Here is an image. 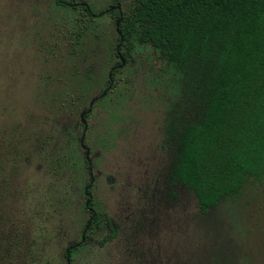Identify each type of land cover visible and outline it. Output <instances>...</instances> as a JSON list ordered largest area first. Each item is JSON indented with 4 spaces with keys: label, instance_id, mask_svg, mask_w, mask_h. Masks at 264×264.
<instances>
[{
    "label": "rangeland",
    "instance_id": "rangeland-1",
    "mask_svg": "<svg viewBox=\"0 0 264 264\" xmlns=\"http://www.w3.org/2000/svg\"><path fill=\"white\" fill-rule=\"evenodd\" d=\"M73 2L86 3L98 14L115 6V0ZM55 3L0 0V140L5 142L0 157L12 158L17 148L22 154L17 170L3 164L1 181L8 179L11 184L3 182L7 187L0 191L5 196L0 198V217L5 222L0 236L13 231L10 222L12 226L13 221L16 225L27 222L32 198L20 196L25 188L31 196H47L51 185L35 154L29 160L23 154L28 144L33 145L35 138L52 128L40 109L45 95L40 87L47 74L42 50L54 32L56 24L52 21L65 12ZM129 3L121 1L124 13ZM116 23L110 14L99 15L92 23L97 28V51L88 58L92 70H100L108 78L120 66L118 59L110 58L111 49L118 44ZM133 58L118 77L114 76L115 81L121 80L117 89L127 95L124 104H117L115 94L111 101L107 97L97 101L87 115L85 145L91 150L94 184L91 186L89 170L88 179L84 177L76 187L70 185L72 195L44 224L52 232L44 257L49 264H67L66 248L78 245L80 238L82 241L90 218L85 210V188L89 185V196L95 201L92 210L113 224L116 236L109 239L110 229L93 232L85 247L73 255L71 264H264V180L249 179L237 197L201 215L194 194L180 184H171L168 174L172 160L163 148L165 110L177 71L147 46L136 47ZM105 87L104 83L96 86L90 98L101 96L108 90ZM85 108V102L76 104L72 118L88 111L90 103ZM70 130L76 140L82 136L79 123ZM19 197L20 202H14Z\"/></svg>",
    "mask_w": 264,
    "mask_h": 264
},
{
    "label": "trees",
    "instance_id": "trees-1",
    "mask_svg": "<svg viewBox=\"0 0 264 264\" xmlns=\"http://www.w3.org/2000/svg\"><path fill=\"white\" fill-rule=\"evenodd\" d=\"M55 4L65 12L52 21L56 24L54 32L43 47L47 74L40 87L45 91L40 109L52 128L35 138L33 145L28 144L27 152L20 145L25 150L23 158L29 160L35 154L39 159L51 185L47 196H31L28 187L24 195L19 194L32 198L27 222L16 225L13 221V226L10 222L13 234L0 236V264L50 263L44 253L52 232L44 224L70 198V185L76 187L89 175L81 137L76 140L70 130L77 123L82 126L81 119L72 118L71 112L79 102L89 108L96 86L104 83L106 89L110 87L108 74L92 70L89 59L91 52L97 51V28L92 24L99 17L97 12L92 7L89 13L81 6ZM120 31L123 42L116 30L118 44L111 49L110 58L118 59L117 47L121 46L119 52L129 63L136 47L147 46L177 71L164 123L163 148L172 160L168 174L171 184L191 191L200 214L205 216L225 200L237 197L249 179L263 181L264 0H130ZM121 73L119 70L113 75ZM116 82L102 100L107 97L111 101L116 94L115 100L122 106L127 95L117 89L121 80ZM53 85L55 91L50 89ZM4 143L0 140V147ZM21 155L17 148L12 158L0 157L1 192L7 187L5 182L11 184L8 179L1 181L5 167L15 166L17 170ZM4 197L1 193L0 198ZM20 200L14 198V202ZM90 217L87 240L93 232L104 229H110L109 239L116 236L113 224L99 211ZM4 223L2 219L0 228ZM71 246L64 253L67 261L73 260L85 244L80 238L69 251Z\"/></svg>",
    "mask_w": 264,
    "mask_h": 264
},
{
    "label": "water",
    "instance_id": "water-1",
    "mask_svg": "<svg viewBox=\"0 0 264 264\" xmlns=\"http://www.w3.org/2000/svg\"><path fill=\"white\" fill-rule=\"evenodd\" d=\"M83 6L86 7V8H88L87 4H83ZM110 10H118V11H121V8H120V6H117V7H112ZM120 23H121V21L119 20L118 23H117V26H116V30H117L118 35L121 37V42H123V34H122V32L120 31ZM120 47H121V46H118V47H117V51H118V56H119V59H120L121 65H120L119 67L114 68L113 71L117 70L118 68H123V67L125 66V64H126L125 58H124L123 55L119 52ZM109 79H110V81H111V86H110V88H109V90H110L111 87H112L113 84H114V81H113V79H112V74L109 75ZM109 90H108V91H109ZM106 95H107V91H105V92L102 94V96H100V97L95 98L94 100H92V101L90 102V108H89V110L86 111V112L81 113V115H80L81 122H82V124L85 126L84 134H83V136L81 137V146H82L83 150L85 151V156H86V159H87V162H88V165H89V170H90L91 179H92L91 186H93V184H94V178H93V164H92V159H91V150L85 145V134H86V131H87V129H88V124H87V122H86V116L92 112V109H93L95 103H96L98 100L104 98ZM88 190H89V189H87L86 192H88ZM91 202H92V196H89V201H87V203H86V207H87V208L90 207ZM90 212L94 214V211L92 210V208L90 209ZM87 229H88V228H87ZM84 242H85V236H83V238H82V243H84ZM72 249H73V247H70V248H69V251L72 250ZM67 252H68V251H67ZM67 264H71V263H70V260L67 261Z\"/></svg>",
    "mask_w": 264,
    "mask_h": 264
},
{
    "label": "flooded vegetation",
    "instance_id": "flooded-vegetation-1",
    "mask_svg": "<svg viewBox=\"0 0 264 264\" xmlns=\"http://www.w3.org/2000/svg\"><path fill=\"white\" fill-rule=\"evenodd\" d=\"M121 1L122 0H115V6H112V7H117V6H120V8H121V11H118V10H110L112 7H109V8H106L104 11H102L101 12V14H98L97 13V15L99 16H105L106 14H110V15H113V16H115L116 17V19H117V23H118V21L120 20L121 21V19L124 17V15H125V13L123 12V10H122V6H121ZM59 3V5L60 6H63V7H66V6H69V7H73V6H81L82 8H84L86 11H88L89 13H92V11L90 10V6L87 4V6H88V8H86V7H84L83 6V4H86V3H82V4H74V2H73V0H56V3ZM117 11V13H118V15L117 14H115V12ZM95 16V15H94ZM117 23H116V26H117ZM121 24V23H120ZM118 56V55H117ZM118 60L120 61V59H119V56H118ZM126 61V60H125ZM132 60H130V62H131ZM134 61V60H133ZM129 62V63H130ZM127 63V62H126ZM129 63H127V64H129ZM118 66L119 65H121V62H120V64H119V62H118V64H117ZM126 65V64H125ZM121 69L122 68H118L117 70H115V71H113L112 70V72L110 73V74H112V79H113V81H114V84H113V86L117 83L116 81H115V79H114V76L115 75H113L115 72H117V71H121ZM109 74V75H110ZM110 80V79H109ZM110 86H111V81H110ZM110 88V87H109ZM109 88H108V90H109ZM108 90H106L107 91V93L109 92ZM102 96V95H101ZM98 97H100V96H98ZM98 97H96V98H98ZM101 100V99H100ZM99 101V100H98ZM81 115V114H80ZM87 117V116H86ZM88 124V123H87ZM82 129H83V133H82V136H83V134H84V131H85V126L82 124ZM88 129H89V127H88ZM88 129H87V131H86V133L88 132ZM81 136V137H82ZM85 138H86V134H85ZM91 189L92 188H89V190H88V192H86V190H87V187L85 188V195H86V198L89 200V195H90V191H91ZM87 200V201H88ZM87 208V207H86ZM92 207H89V208H87L88 209V212H89V214H93V213H91L90 212V209H91ZM91 222H92V219H91V217L89 218V222H88V225H87V227H86V229L87 228H89V226L91 225ZM85 230H84V232L82 233V235L83 236H85ZM87 239H86V237H85V241H86ZM81 243H82V241H81ZM83 244H85V242L83 243Z\"/></svg>",
    "mask_w": 264,
    "mask_h": 264
}]
</instances>
